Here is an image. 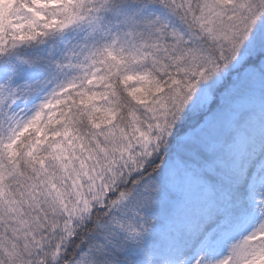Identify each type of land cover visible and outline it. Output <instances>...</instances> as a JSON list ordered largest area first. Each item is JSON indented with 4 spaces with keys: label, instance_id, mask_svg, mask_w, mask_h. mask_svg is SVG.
<instances>
[{
    "label": "snow or ice",
    "instance_id": "6c2138e0",
    "mask_svg": "<svg viewBox=\"0 0 264 264\" xmlns=\"http://www.w3.org/2000/svg\"><path fill=\"white\" fill-rule=\"evenodd\" d=\"M0 264H264V0H0Z\"/></svg>",
    "mask_w": 264,
    "mask_h": 264
}]
</instances>
